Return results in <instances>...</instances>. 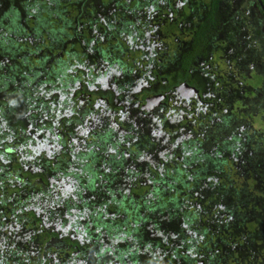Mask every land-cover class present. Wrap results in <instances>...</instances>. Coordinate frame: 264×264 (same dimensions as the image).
Here are the masks:
<instances>
[{"label":"flooded vegetation","instance_id":"flooded-vegetation-1","mask_svg":"<svg viewBox=\"0 0 264 264\" xmlns=\"http://www.w3.org/2000/svg\"><path fill=\"white\" fill-rule=\"evenodd\" d=\"M178 1L182 14L183 3ZM201 1L186 0L187 15L173 21L179 24L176 40L183 42L184 54L191 50L186 44L205 41L197 33L200 23L216 22L205 52L201 53L203 47L196 50L185 67L180 52L150 56L152 49L144 45L140 46L144 52H137L145 63L138 62L139 68L113 67L102 55L82 54L69 77H57L52 90L48 83L40 85L39 106L33 110L37 117L30 110L27 116H17L22 104L13 101L0 82V264H112L102 263L103 256L91 250L98 245L93 247L76 224L82 218L85 224L90 211L100 209L85 183H108L103 177L112 173L117 176L112 183H133L137 172L147 183H153L152 178L184 183V167L196 166H184L185 154H195L200 136L216 128L225 136L215 134L228 137L232 148L218 143L212 153L248 163L244 159L248 149L237 150L241 143L234 133L247 127L242 119L253 111L251 83L264 78V46L259 40L245 45L239 37L250 27L264 36V4L221 0L210 21ZM108 10L119 11L113 4ZM160 11L153 6L137 9L135 23L157 28L165 14ZM152 31L147 30L146 42L154 44L158 36ZM43 102L48 105H40ZM242 197L248 201L246 193ZM172 220L167 223L172 225L170 233L193 224L184 223V217ZM104 241L103 248L109 245ZM133 255L126 256L128 264H135ZM119 261L115 264H122ZM177 261L184 264L183 259Z\"/></svg>","mask_w":264,"mask_h":264},{"label":"trees","instance_id":"trees-1","mask_svg":"<svg viewBox=\"0 0 264 264\" xmlns=\"http://www.w3.org/2000/svg\"><path fill=\"white\" fill-rule=\"evenodd\" d=\"M262 1L264 4V0ZM180 2L183 3L182 14L177 11L178 0H0V72L5 71L0 82L3 83V88H7L5 92L12 96L13 101H18L31 111L32 117H37L38 113H34L33 110L38 109L37 92L43 82L42 79L36 80V78L44 75L47 78L44 80L45 84L48 83L52 90L53 85L57 84V77L60 76V80L69 77L70 70L74 69L75 59L81 60L82 54L93 53L94 56L97 54V57L102 55L103 59L109 61L113 67L139 68L140 64L145 63L138 57L137 52L143 53L140 46L144 45L152 49L153 53L150 56L166 51L171 54L180 52V63L185 67L194 59L196 50L203 47V51L200 52H205L212 37V27L216 22L212 24L207 21L201 22L197 33L204 36L205 41L186 44L191 50L184 54L183 42L176 40L180 38L176 37L180 33L179 24L173 23L177 19H183L184 6L187 9L186 0ZM203 3L206 6L204 10H209V18L212 21L214 10L221 0H202L199 6ZM112 4L117 11L119 10L118 12H109L108 9ZM149 6L165 13L157 28L141 27L135 23L138 21L134 20L138 15L137 9ZM102 8L107 10L101 11ZM261 12L264 16L263 11ZM146 28L148 31L155 29L152 33L158 36L154 40L157 43L146 42L148 36ZM259 33H261L260 29ZM163 34L170 35L173 39L168 40ZM25 38L28 41L23 43ZM24 48H27V53ZM15 53L20 54V59L15 60ZM30 55L38 56L34 60L36 63L32 62ZM18 77L21 79L17 82ZM16 84L19 86H15ZM9 100L11 101V98ZM41 101L42 99L39 98V102ZM40 105H48V103L43 102ZM218 130L223 131L221 128ZM215 133L201 135L197 143L194 140L198 145L196 153H192L191 156L185 154L184 166L192 163L196 166L189 169L184 167V183H174L176 178L171 180L160 178L157 182L156 178H152L153 183H147L142 172L136 173L140 176L136 175L133 183H112L111 181L117 178L114 173L103 177L108 179V183H85L90 194L95 195L92 203L98 204L100 209L90 211L85 222L86 225L91 222L96 226L88 228L83 218L76 224L82 227L80 232L90 238L93 247L98 245L96 249H90L97 255L103 256L102 263L113 261L115 264V260L122 259V264H128L125 260L126 256L134 254L132 262L135 264H162V257L171 254L166 258V264H180L177 259H181L183 254L184 261L186 260L184 264H196L195 261L199 257L194 258L198 254L196 250L198 247L195 248L194 243L212 229L213 226L209 227L210 223L223 222L225 217L224 223L229 224L230 219L224 213L227 209L232 216L238 208L246 219L245 211L248 204L242 195L249 189L250 183L234 187L233 185L238 184L218 178L219 169L216 164L218 162L214 158L217 152L212 154V147L218 143L222 145L228 143L229 145L224 147L229 149L232 146L230 140L220 139ZM242 136L246 139L244 141H252L250 134ZM234 138L242 144L233 143L239 146L237 150H245L241 137L235 135ZM189 142L193 143L191 140ZM190 150L191 145L187 151ZM198 152L201 155L197 154ZM252 154H257L256 149ZM237 155L238 151L234 153V156ZM223 156L225 155H222L225 161ZM228 158L234 160L232 156L228 155ZM246 166H251L248 169L250 173H257L259 169L264 170L256 157ZM90 173L96 175L95 171ZM189 177L192 179L186 182ZM260 208L264 212V204ZM212 212L217 216L209 218L207 223L205 219H201L202 216L208 218ZM181 217H184L186 224L193 222L191 227L170 233L172 225H167L168 221ZM186 229L191 231L186 232ZM104 238L109 242L105 248L102 246L105 244ZM246 249L249 251V247ZM216 250L213 248L214 252ZM203 252L207 254L206 256L211 254L207 249ZM203 261L209 264V259L204 256ZM212 264L220 263L216 259Z\"/></svg>","mask_w":264,"mask_h":264},{"label":"rangeland","instance_id":"rangeland-1","mask_svg":"<svg viewBox=\"0 0 264 264\" xmlns=\"http://www.w3.org/2000/svg\"><path fill=\"white\" fill-rule=\"evenodd\" d=\"M184 13L187 15L188 11L184 10ZM262 33H264V31H262ZM261 36L263 35L259 33L258 28L253 31L250 27L249 31L248 28H245V33L240 34L239 38L245 45L248 41L252 44V42L255 43L259 40L258 44L261 43L264 46V39H261ZM44 37L46 36L44 35ZM27 41L28 39L25 38L23 43ZM24 49L25 53H27V48ZM30 56L32 62L36 63L34 60H36L38 56ZM20 57L19 53H15V60L20 59ZM6 62L8 61L6 60ZM3 72L5 71L0 72V78ZM30 76L31 75L29 74L28 77L30 78ZM19 79L21 78L18 77L16 81L18 82ZM41 79L43 83H46L44 80H47V78L41 76L36 78V80ZM257 81V79H253L251 83L255 89L253 90V95L250 98L251 105L249 107L253 106V111L248 113L246 118L242 119V124L249 128L245 126L238 127L235 129V135L237 137H241L240 140L243 141V145L248 149V152L244 153V159L250 163V160H253L254 157H256V159L261 163V166L264 168V98H261L260 94H264V78L262 80L260 79L258 82ZM15 86L18 87L19 84H16ZM249 95H251V93ZM246 103L248 104L249 101L247 100ZM20 108L22 110L19 114H17V116H27V108L24 106H21ZM214 131L220 133L222 136H225L217 128ZM246 134L251 135V142L244 141L246 139L242 135ZM220 135H218L220 139L229 140L228 137L221 138ZM219 142H221V140ZM239 143L241 142L239 141ZM255 149L257 154L254 155L252 152ZM214 158L216 162H218L216 163L218 164V169L222 171L219 174L221 175V179L227 178L231 181V183L238 184L233 185L234 187H240L244 185V183H250V186H248L249 189L246 191L248 198V205L246 206L245 211L246 219L243 218L244 213H242L238 208L235 209V213H233L232 216L229 214V209L225 210L224 213L229 217L230 223L225 224L224 221L226 218L224 217L223 222L209 224V227L213 226L212 229H210L202 239L194 243L195 248L196 246L198 247V249H196L198 254L195 255L194 258L199 257V259L195 262L196 264H205L203 261L204 256V258L209 259V264H212V262L216 259L219 260L220 264H264V212H262L260 208V206L264 204V170L259 169L257 173H250V170H248L250 166H246V163L243 164V162L239 163V160L232 161L230 158L223 156V158L226 159L224 161L220 154ZM184 211L186 210L184 209ZM215 216L217 215L212 212L208 218L202 216L201 219H205L207 223L209 218ZM243 221H245V223H243ZM189 231L191 230L186 229V232ZM246 247H249V251H247ZM213 248L217 249L216 252L213 251ZM204 249H207V251L211 252V254L206 256L207 254L205 255L203 252ZM169 255L171 254H165L164 257H162V264L163 261L165 262L164 264H166V258ZM181 259L184 260V258ZM185 262L186 260L184 263Z\"/></svg>","mask_w":264,"mask_h":264}]
</instances>
